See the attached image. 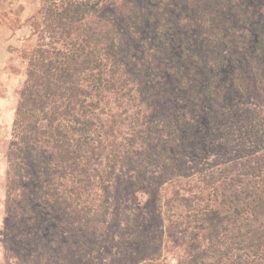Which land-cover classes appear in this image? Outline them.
<instances>
[{
    "label": "trees",
    "instance_id": "1",
    "mask_svg": "<svg viewBox=\"0 0 264 264\" xmlns=\"http://www.w3.org/2000/svg\"><path fill=\"white\" fill-rule=\"evenodd\" d=\"M38 16L6 155L7 263L121 264L98 251L111 181L143 189L161 150L154 167L180 189L152 197L175 225V264H264V166L246 154L208 181L184 164L191 144L214 149L207 122L191 130L203 108L233 110L246 69L262 71L264 0H43ZM156 130L168 143L149 142Z\"/></svg>",
    "mask_w": 264,
    "mask_h": 264
},
{
    "label": "rangeland",
    "instance_id": "2",
    "mask_svg": "<svg viewBox=\"0 0 264 264\" xmlns=\"http://www.w3.org/2000/svg\"><path fill=\"white\" fill-rule=\"evenodd\" d=\"M42 3L43 0H0V264H8L4 251L7 148L11 138L18 93L25 83L27 57L36 43V37L31 34V20L33 17L34 20H40L38 13ZM257 67L262 71L251 72L255 65L246 69L245 81L249 91L245 96L237 97L233 110H225L215 102L203 108L205 114L200 118L201 122L197 121L195 123L197 125L191 130L193 134L200 135L203 122H207L202 136L213 144L214 149L211 147L206 155H202V150L195 149V143L191 144V150L197 153L184 157L188 171L201 169L208 181L223 178L225 174L221 175V171L235 163L242 164L247 160L244 157L246 154L252 156L251 164L264 166V77H262L264 63L258 62ZM161 122L158 119L157 123ZM126 134L124 133L125 136ZM169 136L170 134L156 130L151 133L148 140L154 144L162 140L164 144V142L168 143ZM197 139L202 138L198 136ZM161 154V150L157 151L155 157L149 156L151 158L149 163L143 164L144 171L148 172L147 179L143 181V189L135 184L131 186L129 179L119 174L111 181L107 225L105 229L99 230L101 248L98 251L102 258L121 264H134L144 261L145 258H151L150 256L161 250L165 264H175L174 246L177 242L176 232L173 229L175 225H169L163 218L158 217L154 211L152 196L161 182H167L161 187L165 199L170 198L173 190L180 188L175 187L174 183L167 180V175L162 174L160 168L162 165L158 168L154 167L156 162L160 164L164 162V156ZM147 167L152 171L150 172ZM159 175L162 178H158ZM151 176L153 179H158H148ZM123 240L131 242L129 249L122 245L125 243ZM143 247L145 253L140 252L141 257L131 253L139 252ZM143 263L155 264L149 260Z\"/></svg>",
    "mask_w": 264,
    "mask_h": 264
}]
</instances>
